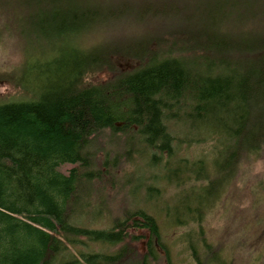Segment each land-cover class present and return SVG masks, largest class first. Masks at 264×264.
Returning a JSON list of instances; mask_svg holds the SVG:
<instances>
[{
    "label": "trees",
    "instance_id": "1",
    "mask_svg": "<svg viewBox=\"0 0 264 264\" xmlns=\"http://www.w3.org/2000/svg\"><path fill=\"white\" fill-rule=\"evenodd\" d=\"M228 9L264 0H0L28 95L0 101V264H173L161 218L194 264H264V208L204 224L264 154V40Z\"/></svg>",
    "mask_w": 264,
    "mask_h": 264
},
{
    "label": "rangeland",
    "instance_id": "2",
    "mask_svg": "<svg viewBox=\"0 0 264 264\" xmlns=\"http://www.w3.org/2000/svg\"><path fill=\"white\" fill-rule=\"evenodd\" d=\"M229 10L232 14H230ZM223 16L226 19L223 21H231L237 24L236 33L238 37L241 36L242 31L250 28L249 26H252V28L245 32L242 36L248 39H256L258 41L264 40V27L260 29L257 28V23H261L262 21L264 23V17L255 16L251 13V11H245L237 15L236 13H233V10L231 9L224 12ZM30 56V65H35L36 60L39 59L38 50H34ZM21 62L20 53L15 48L8 46L5 42L2 43L0 40V75H9L13 69L16 67L19 68ZM134 65L135 63L130 60H119L118 62V66L122 69H129ZM29 77H31L30 81L33 82L34 85H37L41 82L43 74L38 72V68H32L30 70ZM103 79L104 74L100 73L94 78V80L89 78L88 81L96 82L97 80ZM24 98H28V95L24 92V89H22L20 85L18 86L16 84V79L12 80L0 78V101H13ZM189 152L190 154H197L200 153L201 150L194 147ZM249 167L250 169L246 170V172L238 180L237 184L229 187L224 199L221 202H218L217 206H215L212 211L207 214L204 222L207 231L216 230L231 220L246 226L249 225L250 228L256 230V222H250L245 216L251 212L256 204H258L259 209L264 208V204L261 205L264 191H261L259 188V185L264 183V154L254 159ZM70 168V164H63L58 167V169L63 173H67ZM262 189L264 190V185H262ZM166 194L168 197H171L172 191L167 189ZM156 204L158 205V203ZM160 221L161 225L165 227L163 230L168 235L167 245L169 247L170 259L172 263L194 264L189 255L184 252L182 245L179 242V238H174L175 234L172 233L169 224H166L163 218H161ZM179 234L180 233H178V235ZM240 259L241 264H249L248 255L246 257L241 256ZM158 264H167V262L162 259Z\"/></svg>",
    "mask_w": 264,
    "mask_h": 264
}]
</instances>
